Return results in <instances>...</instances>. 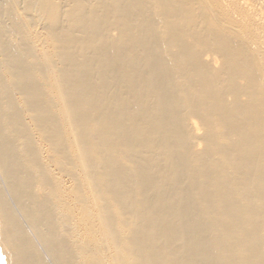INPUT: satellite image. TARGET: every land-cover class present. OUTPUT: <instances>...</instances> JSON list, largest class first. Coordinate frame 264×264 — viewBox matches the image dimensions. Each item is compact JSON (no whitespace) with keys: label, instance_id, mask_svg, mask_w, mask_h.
<instances>
[{"label":"bare ground","instance_id":"obj_1","mask_svg":"<svg viewBox=\"0 0 264 264\" xmlns=\"http://www.w3.org/2000/svg\"><path fill=\"white\" fill-rule=\"evenodd\" d=\"M0 264H264V0H0Z\"/></svg>","mask_w":264,"mask_h":264}]
</instances>
